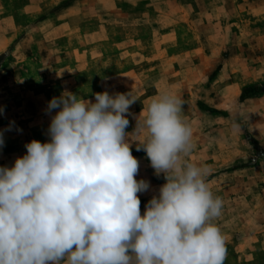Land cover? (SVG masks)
I'll return each mask as SVG.
<instances>
[{
  "label": "rangeland",
  "instance_id": "rangeland-1",
  "mask_svg": "<svg viewBox=\"0 0 264 264\" xmlns=\"http://www.w3.org/2000/svg\"><path fill=\"white\" fill-rule=\"evenodd\" d=\"M65 90L131 92L128 133L154 97H180L190 159L223 200L224 264H264V0H0V166L48 140L47 103ZM141 139L143 214L165 180Z\"/></svg>",
  "mask_w": 264,
  "mask_h": 264
},
{
  "label": "clouds",
  "instance_id": "clouds-1",
  "mask_svg": "<svg viewBox=\"0 0 264 264\" xmlns=\"http://www.w3.org/2000/svg\"><path fill=\"white\" fill-rule=\"evenodd\" d=\"M94 98L67 90L53 97L48 140H31L12 166H0V264H224L215 223L223 200L207 182L210 167L190 159L194 132L183 100L160 93L128 133L138 98L107 91ZM133 134L143 137L136 151L165 180L143 214L138 194L150 183L136 179Z\"/></svg>",
  "mask_w": 264,
  "mask_h": 264
}]
</instances>
